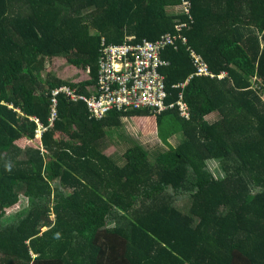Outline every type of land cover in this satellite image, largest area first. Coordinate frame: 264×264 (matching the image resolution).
I'll list each match as a JSON object with an SVG mask.
<instances>
[{
	"label": "trees",
	"instance_id": "1",
	"mask_svg": "<svg viewBox=\"0 0 264 264\" xmlns=\"http://www.w3.org/2000/svg\"><path fill=\"white\" fill-rule=\"evenodd\" d=\"M178 24L188 41L164 49L161 69L174 107L96 119L62 93L49 127L52 90L88 94L104 42ZM194 51L213 75L197 74ZM57 56L89 78H44ZM125 118L168 149L105 153ZM0 264H264V0H0Z\"/></svg>",
	"mask_w": 264,
	"mask_h": 264
},
{
	"label": "built area",
	"instance_id": "2",
	"mask_svg": "<svg viewBox=\"0 0 264 264\" xmlns=\"http://www.w3.org/2000/svg\"><path fill=\"white\" fill-rule=\"evenodd\" d=\"M188 5V4H187ZM188 12V11H187ZM185 24H178L179 32H169L160 39L151 41L131 42L121 44H105L98 58L99 72L97 81L88 85V94H80L78 87L64 84L55 87L51 92V117L49 127L54 125L58 117V96L66 94L75 101L83 100L88 107L90 116L102 119L111 111L131 112L135 110H148L160 114L174 107L169 105V90L166 75L162 67L168 64L162 56L164 49L169 45H177L179 40L188 41V37L180 31ZM131 39V38H129ZM198 67L197 74L213 75L206 60L197 52H193ZM89 72V69H88ZM224 73L219 74L222 77ZM178 106L183 116L190 118L189 105L183 100ZM37 137L48 130L38 119Z\"/></svg>",
	"mask_w": 264,
	"mask_h": 264
},
{
	"label": "rangeland",
	"instance_id": "3",
	"mask_svg": "<svg viewBox=\"0 0 264 264\" xmlns=\"http://www.w3.org/2000/svg\"><path fill=\"white\" fill-rule=\"evenodd\" d=\"M48 74L54 75L61 79H66L67 81L73 83H80L83 80L89 78L88 70L73 65L68 61L67 58H64L62 56L49 58L47 60L46 69L42 72V76L46 78ZM207 119L209 121H213L214 116L210 115L207 117ZM147 127H149L150 130L153 129V126L151 125L142 127L141 124H139L132 118L124 120V123L121 128L116 129V131L111 130V135L109 134L107 142L103 147L104 152L107 154H116L118 155V157L124 160L123 156L125 155V152L127 151V149L133 146L134 141L142 143V145L150 152H157L159 149L162 150L168 149V147L163 143L161 136L159 135V129L155 130V132L153 133L150 132L145 135V132L148 131ZM181 135L182 134L172 136L176 138L173 141L174 145L178 146L181 143L183 139V136ZM32 142L35 141L32 140L20 141V143L22 144L32 143ZM53 186L57 187L58 183L55 181L53 183ZM27 203L28 201L26 199L22 200L21 202H19L17 206L9 210L8 215H11L12 213L13 214L17 213L21 209L26 208ZM188 203L189 201L186 200L179 204L183 206H187ZM54 217H55L54 215L51 216L52 219Z\"/></svg>",
	"mask_w": 264,
	"mask_h": 264
},
{
	"label": "crops",
	"instance_id": "4",
	"mask_svg": "<svg viewBox=\"0 0 264 264\" xmlns=\"http://www.w3.org/2000/svg\"><path fill=\"white\" fill-rule=\"evenodd\" d=\"M126 119H129V118H125L124 120H126ZM175 139H176V138L173 137V138L170 139V141L173 143V141H174ZM175 146H177V145H175Z\"/></svg>",
	"mask_w": 264,
	"mask_h": 264
},
{
	"label": "clouds",
	"instance_id": "5",
	"mask_svg": "<svg viewBox=\"0 0 264 264\" xmlns=\"http://www.w3.org/2000/svg\"><path fill=\"white\" fill-rule=\"evenodd\" d=\"M70 85V84H69ZM38 129V128H37ZM43 135V134H42ZM36 137H37V133H36ZM42 137V136H41ZM41 137H37V138H41Z\"/></svg>",
	"mask_w": 264,
	"mask_h": 264
}]
</instances>
